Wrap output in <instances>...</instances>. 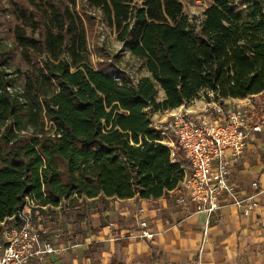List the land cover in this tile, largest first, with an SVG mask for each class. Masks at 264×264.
Segmentation results:
<instances>
[{"label":"trees","instance_id":"1","mask_svg":"<svg viewBox=\"0 0 264 264\" xmlns=\"http://www.w3.org/2000/svg\"><path fill=\"white\" fill-rule=\"evenodd\" d=\"M97 22L149 76L102 49L93 64ZM202 91L264 96V0H212L201 19L180 0H0V222L29 196L44 214L178 190L185 157L151 117Z\"/></svg>","mask_w":264,"mask_h":264},{"label":"crops","instance_id":"2","mask_svg":"<svg viewBox=\"0 0 264 264\" xmlns=\"http://www.w3.org/2000/svg\"><path fill=\"white\" fill-rule=\"evenodd\" d=\"M244 101L229 99L226 103L232 107ZM205 104L183 106L198 112ZM158 116L153 114L151 119ZM259 153L263 161L255 164ZM235 179L246 190L252 181H258L260 207L250 217H243L234 206L221 208L213 216L204 242L206 217L196 214L193 205L176 207L172 201L178 190L157 200L138 196L86 199L74 209L81 210L76 225L63 218L57 231L61 237L55 242L61 252L52 257L51 264H264V133L258 147L248 152L247 161L237 169ZM140 209L144 210L141 218L152 230L149 239L139 236L136 215Z\"/></svg>","mask_w":264,"mask_h":264},{"label":"built area","instance_id":"3","mask_svg":"<svg viewBox=\"0 0 264 264\" xmlns=\"http://www.w3.org/2000/svg\"><path fill=\"white\" fill-rule=\"evenodd\" d=\"M153 126L169 139L163 143L170 148L173 162L177 147L185 157V178L172 202L186 209L193 205L196 214L205 215L203 242L221 208L234 206L243 217H250L260 207L258 181L242 189L235 173L247 161L248 152L258 147L264 133L263 95L229 107L213 92H207L202 110L193 112L181 106L166 121ZM63 205L52 209L59 213ZM39 209L47 211L48 207L36 205L29 196L23 209L0 222V264H51L52 257L61 252L55 246L60 233L50 232ZM143 214L140 209L136 215L139 236L149 239L152 230L141 218Z\"/></svg>","mask_w":264,"mask_h":264},{"label":"rangeland","instance_id":"4","mask_svg":"<svg viewBox=\"0 0 264 264\" xmlns=\"http://www.w3.org/2000/svg\"><path fill=\"white\" fill-rule=\"evenodd\" d=\"M184 6V11L190 17H196L201 19L203 12L212 4V0H180ZM88 45L91 52V57L93 64L100 61L99 56H97V49H102L104 55L108 56L111 61L113 57H118L116 65L120 72L126 75L132 83L138 81L141 77H144L147 72L142 68L141 63L133 58L127 51L124 50L121 43L118 42L115 35L104 25L99 22L93 30V33L88 38ZM163 98V92L160 93L159 99ZM207 102V91L200 92L193 100L185 104L186 108L196 106L198 102ZM189 106V107H188ZM173 110L159 113V116L152 120V122L163 123L166 121ZM163 141H168V138L162 136ZM263 157L259 153L255 159V164L262 162ZM245 182H250L248 179H244ZM77 213L81 214V210L75 211L74 209L63 208L58 212H48L42 213L43 220L50 232H57L61 229V225L65 219L72 226L76 225L80 221V217H77ZM81 216V215H80ZM64 218V219H63ZM77 220V221H76Z\"/></svg>","mask_w":264,"mask_h":264}]
</instances>
